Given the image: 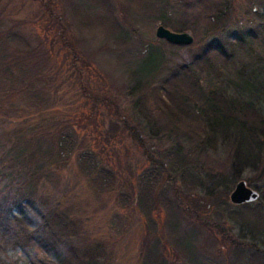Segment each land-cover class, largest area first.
Returning <instances> with one entry per match:
<instances>
[{
	"label": "rangeland",
	"instance_id": "obj_1",
	"mask_svg": "<svg viewBox=\"0 0 264 264\" xmlns=\"http://www.w3.org/2000/svg\"><path fill=\"white\" fill-rule=\"evenodd\" d=\"M219 2L0 0V31H16L22 38L16 44L20 52L34 50L32 66L3 72L9 91L31 89L16 111L0 104V158L13 164L11 156L1 153L10 140L12 146L26 139L33 144L37 155L26 162L39 168L34 221L39 223L48 211L69 213L78 224L77 243L102 245V264H148V256L149 264H156V257L166 264H264V138L246 146L256 161L233 171L241 128L229 127L228 134L222 131L194 154L206 122L193 110L176 125L166 109L171 94L190 96V79H182L187 67L216 42L226 54L216 52L202 66L194 63L202 86L226 89L228 97L252 103L264 118V0H223L221 9L215 7ZM58 21L76 47L71 54L64 50ZM160 25L190 33L194 43L181 47L158 39ZM245 81L253 92L245 90ZM242 112L236 109L235 116ZM56 122L69 126L64 134L76 133L78 149L63 160H46L41 153L53 150L51 141L29 138ZM124 123L144 131L142 139L175 177L177 192L148 184V160L123 133ZM180 147L192 158L183 166L192 164L186 170L203 183L227 175L232 191L246 181L260 199L237 206L230 201L232 191L225 197L220 187L206 198L207 209L197 195L205 194L197 179H184L171 167H179L170 152ZM97 165L103 176L94 171ZM176 199L182 200L179 206ZM195 209L200 217L192 213ZM48 257L36 249L3 250L0 264L58 259Z\"/></svg>",
	"mask_w": 264,
	"mask_h": 264
},
{
	"label": "trees",
	"instance_id": "obj_2",
	"mask_svg": "<svg viewBox=\"0 0 264 264\" xmlns=\"http://www.w3.org/2000/svg\"><path fill=\"white\" fill-rule=\"evenodd\" d=\"M221 1L224 3L223 0ZM222 3H215V7L221 9L223 6ZM56 24L60 31L63 32L61 33L59 31L64 41L65 48H62L70 54L73 53V51H76V47L72 46L68 39H65L68 32L65 31L59 21ZM21 39L14 29L5 32L0 31V44L3 42V46H5H0V104H4L2 106L3 108L8 106L5 110L16 111L20 108L21 100L25 99L24 97H26L28 91L31 89V85H28L18 89L10 88L9 91V84H6L7 82L2 80L3 72H10L14 68L21 71L23 65L25 66L26 64L32 66L34 50L20 52L16 44ZM224 49L222 45L216 42L209 43L205 47L203 52L197 56L196 61L187 67L189 72L185 74L190 77L184 75L182 78L184 82L189 81L185 79H190L188 82L192 87L190 96L182 94L183 96L172 97L173 94H171V98H169L171 102L166 103V109L168 110L169 117L171 119L174 117L176 125L178 124L177 120L182 118L184 114L191 113L193 110H196L197 112L195 114H198V117L206 122L205 131L200 133L202 136V140L200 141L201 146L197 147V150L191 151L194 154L202 152L204 149L201 147H207L214 139H217L222 134V131H226V134H228L229 127L241 128L240 133L242 135L237 140V149L235 152L238 163L233 165V171H235L238 168L247 167L256 161V158H252V152L247 153L246 146L249 142L257 144L254 141L256 137L264 138V118L259 115V112L255 110V106L252 103L248 102L249 104L242 105L237 97H228L226 89H206L202 86L194 63L201 66L203 64H209L212 54L216 52H220L221 55L226 54ZM151 58H154L153 55ZM79 73L81 74L82 71L79 70ZM178 80L182 81L180 79ZM80 82L83 83V81ZM16 84L22 83L16 81ZM244 84L247 86L245 90L253 92L249 81H245ZM4 85L8 86L5 87ZM241 89L244 88L241 87ZM233 108H235L234 111H232ZM239 108L242 109L243 115L238 118L235 116V111ZM57 124L56 122L54 125L52 124V127L43 128L38 134L35 132L29 138L30 142L38 143L41 141L40 144L44 142V139L51 141L53 150L50 148L51 150L41 153H45L46 160L50 158H53V160H63L64 157L75 153L76 149H78L77 142L73 138L76 133L64 134V127L68 128L69 126H66L64 122ZM123 125V133L137 142L139 149L148 160L145 178L148 180V184L159 189H164L166 188L165 186H171L177 192L180 188L176 183L175 177L170 174V171L164 163L156 159V156L152 154L142 139L144 131L141 129L137 130L133 127L131 128L130 124L126 125L124 123ZM162 133L165 134L164 132ZM16 140L19 141L21 138L18 137ZM27 140L23 141L26 142L24 144L15 142L13 146L12 140H10V147L3 145L1 148L2 155L11 156L14 162L13 164H3V157L0 158V251L23 249L28 252L31 249H36L38 251L40 250L44 255L46 254L47 257L52 256L58 258L57 261L33 259V264H102V245L81 246L77 243V240L74 238L79 235L78 224L76 220L71 218L69 213L56 210L48 211L45 215L42 214L39 223L34 221L32 213L38 211L35 202L39 168L38 163L30 164L26 162L28 157L37 155L33 144H28ZM181 148L170 152L178 160L177 165L179 166L175 167V165H172L171 167L173 170L177 168L179 176L182 175L184 179L191 178L192 176V179H197V182L202 187L201 190L205 193L204 196L201 193L197 194L203 197L202 201L204 206L208 209L209 204L205 202L209 199L206 198H210V195L220 187L224 188L225 192L222 194L227 197L229 192L232 191V187H229L232 178L227 177V175H221L210 178L203 183L202 179L198 177V174L188 173L189 169L186 170V167L189 166L191 169L193 166L191 163V165L183 166L187 164L186 162L188 160L192 162V158L190 154L188 155ZM79 159H81L80 163L83 166V152ZM92 167L94 171L97 170L100 176H103L102 170L98 168V165ZM187 197L193 199L190 195H187ZM181 202V199H176L177 206ZM192 213L196 217L201 216V212L197 209L193 210ZM156 260V264H166V262L161 261L158 257H156ZM149 263H153V260L148 256Z\"/></svg>",
	"mask_w": 264,
	"mask_h": 264
},
{
	"label": "water",
	"instance_id": "obj_3",
	"mask_svg": "<svg viewBox=\"0 0 264 264\" xmlns=\"http://www.w3.org/2000/svg\"><path fill=\"white\" fill-rule=\"evenodd\" d=\"M156 36L171 45L190 46L194 43V37L190 33L173 32L163 25L157 28ZM260 196L259 191L249 187L246 181H240L232 191L230 201L234 205L242 206L257 202Z\"/></svg>",
	"mask_w": 264,
	"mask_h": 264
}]
</instances>
